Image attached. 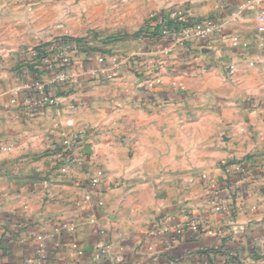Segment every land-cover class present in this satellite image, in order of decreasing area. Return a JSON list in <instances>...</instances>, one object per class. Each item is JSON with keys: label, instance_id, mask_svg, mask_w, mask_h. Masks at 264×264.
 Instances as JSON below:
<instances>
[{"label": "crops", "instance_id": "crops-1", "mask_svg": "<svg viewBox=\"0 0 264 264\" xmlns=\"http://www.w3.org/2000/svg\"><path fill=\"white\" fill-rule=\"evenodd\" d=\"M242 5L170 55L130 35L171 7L200 19ZM261 11L264 0H0V264H93L101 240L116 264H264ZM98 28L115 38L89 37ZM62 36L88 39L68 85L34 108L31 85L53 73L36 74L26 50ZM110 53L126 64L92 76ZM221 161L247 170L236 192L225 183L243 174Z\"/></svg>", "mask_w": 264, "mask_h": 264}, {"label": "built area", "instance_id": "built-area-1", "mask_svg": "<svg viewBox=\"0 0 264 264\" xmlns=\"http://www.w3.org/2000/svg\"><path fill=\"white\" fill-rule=\"evenodd\" d=\"M244 8L245 6L242 5L239 9L232 11L225 17L210 15L205 18L196 19L190 15L188 10L182 7H171L156 15L152 21V28H157L161 35L157 48L152 50L161 55H170L176 51L177 47L189 49L193 41L208 38L214 33H220L226 28L228 23L241 19ZM261 14L263 15L264 11H261ZM85 42V39H82V44L79 47L74 43H53L49 47H46L42 54L31 48L26 50L28 63L33 65L36 74L39 71L53 73V78L49 83L42 82L36 78L31 85L26 99L32 107L40 108L52 104L58 91L68 85L71 77L66 72V69L71 65L73 52L83 47ZM96 61L97 67L91 68L89 73L92 76H104L107 78L112 76L114 70L126 64V59L119 56L118 53H110L108 56L101 54ZM221 165L224 166L227 173H232L233 169H237L243 174L236 181L225 183V189L230 191L237 184L245 180L246 176L244 174L247 173V170L243 164L221 161ZM101 178L102 173L99 172L91 179V184H98ZM215 193L217 194L216 191ZM85 197L86 199L88 198V196ZM214 209L217 212L227 210V206L224 205L220 197L216 198ZM189 228L192 231H197L198 227L195 222H190ZM100 232L103 233V231ZM207 233L213 235L215 231L208 230ZM107 261L116 264L121 262V258H115L111 244L105 240H101L96 245L93 264H106Z\"/></svg>", "mask_w": 264, "mask_h": 264}, {"label": "trees", "instance_id": "trees-1", "mask_svg": "<svg viewBox=\"0 0 264 264\" xmlns=\"http://www.w3.org/2000/svg\"><path fill=\"white\" fill-rule=\"evenodd\" d=\"M130 35L134 36V38L142 37V36H144V37L145 36H151V38L155 39L156 42H158V43L160 42V39H161V35H160L159 30L157 28H154L151 31H148L147 28H141L138 31H136ZM59 42L60 43H74L76 46L79 47L82 44V38H73V37H69V36L56 37V38H53L49 42H43V43H40L36 46H33V47H31V49L36 50L39 54H42V53H44L43 51L46 47H49L53 43H59ZM29 66L32 69H34L33 65L29 64ZM100 78H102V77H99L98 79H100ZM236 189H237V187L234 188V192H236ZM230 251H231L230 258L233 262H235L237 259V256H236V254L233 253L232 250H230Z\"/></svg>", "mask_w": 264, "mask_h": 264}, {"label": "rangeland", "instance_id": "rangeland-1", "mask_svg": "<svg viewBox=\"0 0 264 264\" xmlns=\"http://www.w3.org/2000/svg\"><path fill=\"white\" fill-rule=\"evenodd\" d=\"M88 35H89V37L92 35L91 36L92 38H93L94 35L98 36V37H100L99 40L103 41V40L107 39L108 36H110V35L112 36L113 34L110 33V32H107L106 29L104 30V29H99L98 28V29L92 30V32H90ZM113 38H115V37H113ZM82 39H85L87 41L88 38H82Z\"/></svg>", "mask_w": 264, "mask_h": 264}]
</instances>
